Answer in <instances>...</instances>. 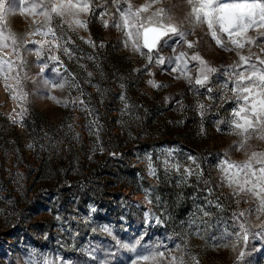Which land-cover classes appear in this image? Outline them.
<instances>
[{"label":"rangeland","instance_id":"rangeland-1","mask_svg":"<svg viewBox=\"0 0 264 264\" xmlns=\"http://www.w3.org/2000/svg\"><path fill=\"white\" fill-rule=\"evenodd\" d=\"M92 3V11L82 14L87 28L72 30L62 19L53 21L58 34L63 30L71 54L58 53L62 66L49 61L44 75H66L79 85L53 90L52 94L69 101L68 106L48 99L42 88L38 92L41 77L36 75V57L24 52L27 65L19 71L29 76L24 82L29 103L22 123H13L20 102L12 99L0 78V232L7 233L0 240V264L19 260L27 264H102L105 260L132 264L135 254L120 249L117 240L131 242L137 237H143L145 245H162L161 251L188 244L200 264H264V236L250 234L245 245L238 244L242 257L237 250L222 246L228 243L225 237L236 240L241 234L239 225L245 216L251 233L262 231L256 219V198L234 191L236 186H230L218 167L224 159L245 158L238 149L230 150L239 137L227 123L245 103L227 90L236 83L230 67L236 53L216 45L203 24L204 32L197 29L190 39L206 35L217 55H201L218 71L204 87L190 84L177 78V68L183 65L172 54L181 45L187 49L181 37L170 33L165 39L171 47L154 52L149 62L125 47L124 34L115 27L114 0ZM26 4L27 0H5L0 23L6 33L11 30L19 37L36 26L33 16L21 10ZM249 47L258 53V47ZM188 54L187 67L195 77L198 62L190 59L192 50ZM157 55H163L166 62L157 64ZM251 65L264 67L253 57L249 65L242 64L235 71L244 72ZM56 67L59 73L53 71ZM153 78L167 87L153 88L147 83ZM76 96L83 104L71 102ZM198 102L206 105L203 115ZM219 121L224 123L218 130ZM249 144L264 150V141L253 138ZM147 157L155 175L149 172ZM177 164L179 170L173 167ZM189 168L192 174L185 178ZM105 188L115 197L105 196ZM145 189L150 203L145 201ZM245 210V216H240ZM148 212L153 216L150 221L145 219Z\"/></svg>","mask_w":264,"mask_h":264},{"label":"snow or ice","instance_id":"snow-or-ice-1","mask_svg":"<svg viewBox=\"0 0 264 264\" xmlns=\"http://www.w3.org/2000/svg\"><path fill=\"white\" fill-rule=\"evenodd\" d=\"M118 11V22L115 27L124 34V45L130 47L134 52L145 56L151 62L153 53H159L164 47H171L167 44L165 38L169 34H175L184 37L183 43L189 49L194 47V42L188 39L180 31L177 24L172 22V14L167 9L158 7L160 0H144L142 4H135L133 0H114ZM93 8L92 0H27L26 5H21V10L28 12L33 16L36 26L32 31L17 36L11 30L5 32V25L0 23V78L5 82V87L10 91L12 99L20 102V111L16 113L13 123H22L24 115L27 114V105L29 103V93L25 89L24 82L29 79L28 73L20 74L19 69L27 65V60L23 55L27 52L29 55L36 57V64L39 72L36 74L41 79L37 82L38 92L42 88L48 99L57 104L68 106L69 101L60 99L52 94L54 89L79 88L73 80L68 76L57 75L48 77L44 75L45 70L49 66V61H55L62 66L63 62L58 53L70 55L71 51L64 40L63 30L60 34L57 27L53 26V21L62 19L72 30L87 28V21L82 19V14L90 13ZM10 10V9H8ZM5 0H0V22L5 17ZM190 18L196 24H206L210 31L211 37L216 45L225 51L236 53L237 59L231 64L235 76V87L228 88L229 93L234 94V98L245 101L239 108L234 110L233 118L227 123L233 135L239 137L230 150H239L244 153L242 160H222L218 167L222 174L226 176L230 186L235 185L234 191L238 193H251L257 201V224L261 228L260 233H251V229L247 226L250 221L247 220L245 212H241L240 216H245V222L240 223V235L236 240L228 237V243L223 247H231L237 250V245H245L249 235L264 236V150L250 149L249 142L253 139L264 141V67L251 65L244 72H236L235 69L243 65H249L250 60L255 57L260 60V65L264 66V0H239L235 3H220L218 0H189ZM107 15V13H105ZM42 18V19H36ZM105 26L108 20L101 17ZM255 29V32L252 30ZM226 33L227 37L222 36ZM39 37V38H35ZM34 38V39H29ZM88 43L95 46V42L91 39ZM31 44V46H28ZM258 47V53H254L252 47ZM103 45L101 44V47ZM5 49H10L6 52ZM148 49V52H144ZM246 50V51H245ZM175 61H178L183 67H178L177 71L180 75L177 77L186 79L190 84L195 83L201 87L207 85L211 79L212 73L217 69L211 66L201 56L192 54L190 59L197 61V75L193 77L192 71L188 69L186 61L189 59L188 52H173ZM15 57L13 59L12 57ZM91 59V57H89ZM171 61L172 56L167 57ZM19 61V63H17ZM166 58L163 55L156 56L157 64H164ZM59 73L60 67L53 69ZM92 75L91 72L88 73ZM154 75V74H153ZM147 83L153 88L166 87L160 84L154 78L149 79ZM123 88L124 85L122 84ZM227 88V86H225ZM226 95L224 99H228ZM211 99V97H210ZM121 100H125L121 96ZM73 104L80 102L79 96L72 97ZM87 108L86 105H83ZM198 107L203 115L206 105L198 102ZM224 121L218 122L219 125ZM149 160V172L155 175V169L151 166ZM195 162V157H191ZM261 165L259 168L254 165ZM179 170L180 165H173ZM192 174L189 168L184 173L185 178ZM199 174V172H197ZM145 201L150 203L148 190L145 189ZM219 207V205H218ZM204 215H209L205 212ZM156 223H162L159 217H154ZM145 219L150 221L153 216L150 212L145 213ZM103 230L111 233V229L102 226ZM143 237H137L131 242H123L117 240L120 249L134 253L135 258L132 264H200L198 255L189 250L188 244L183 246L177 245L175 250L161 251L160 244L153 243L145 245L142 243ZM238 254L242 257L243 253ZM102 264H110L109 260L102 261Z\"/></svg>","mask_w":264,"mask_h":264},{"label":"clouds","instance_id":"clouds-1","mask_svg":"<svg viewBox=\"0 0 264 264\" xmlns=\"http://www.w3.org/2000/svg\"><path fill=\"white\" fill-rule=\"evenodd\" d=\"M142 3H137V5ZM158 7L167 9L172 14V22L177 24L180 31L186 36L188 39L190 37H195L197 35V29L201 33L204 32L203 24H196L194 21L190 18V12H189V0H176V2H173V0H160V3L158 4ZM182 40L184 37H181ZM194 42V47L189 49H184L183 45L180 46V51L188 52V50H192V54H196L201 56L203 59L204 55H201V53H204L205 55H208L210 58L217 55V50L215 46L206 38V35L199 36L198 39H190ZM185 44V43H184ZM176 51V49H173V52ZM173 54V53H172ZM206 60V59H205ZM210 64V60H206ZM218 71V68L215 67ZM198 69H196L197 71ZM216 71V72H217ZM214 72V73H216ZM212 73V74H214ZM189 83V82H188ZM167 87V85H166ZM201 133L204 132L203 127L200 129ZM254 146H250V149H253ZM198 167V166H197ZM197 177L201 175V173L197 174ZM207 183V181H205ZM17 264H27V262L23 260H19ZM48 264H51V261L48 262Z\"/></svg>","mask_w":264,"mask_h":264},{"label":"trees","instance_id":"trees-1","mask_svg":"<svg viewBox=\"0 0 264 264\" xmlns=\"http://www.w3.org/2000/svg\"><path fill=\"white\" fill-rule=\"evenodd\" d=\"M105 190H106V192H107V188H105ZM105 196H109V198H114L115 196H114V194H113V192H107L106 194H105ZM99 201V203H98V205H99V207H103V205L101 204V200H98ZM110 214H111V216L113 215L112 214V212H110ZM131 217L129 216V219H130ZM7 233H3V232H0V240H1V237H3V236H5Z\"/></svg>","mask_w":264,"mask_h":264}]
</instances>
